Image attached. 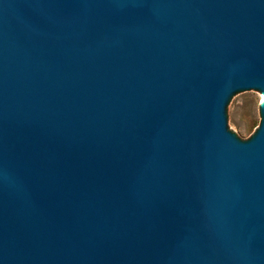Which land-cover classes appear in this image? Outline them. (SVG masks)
Instances as JSON below:
<instances>
[{"label":"water","instance_id":"water-1","mask_svg":"<svg viewBox=\"0 0 264 264\" xmlns=\"http://www.w3.org/2000/svg\"><path fill=\"white\" fill-rule=\"evenodd\" d=\"M264 0H0V264H264Z\"/></svg>","mask_w":264,"mask_h":264},{"label":"rangeland","instance_id":"rangeland-1","mask_svg":"<svg viewBox=\"0 0 264 264\" xmlns=\"http://www.w3.org/2000/svg\"><path fill=\"white\" fill-rule=\"evenodd\" d=\"M262 92L240 95L230 117L232 132L242 141L250 140L261 122Z\"/></svg>","mask_w":264,"mask_h":264},{"label":"bare ground","instance_id":"bare-ground-1","mask_svg":"<svg viewBox=\"0 0 264 264\" xmlns=\"http://www.w3.org/2000/svg\"><path fill=\"white\" fill-rule=\"evenodd\" d=\"M260 104H264V93L261 94Z\"/></svg>","mask_w":264,"mask_h":264}]
</instances>
